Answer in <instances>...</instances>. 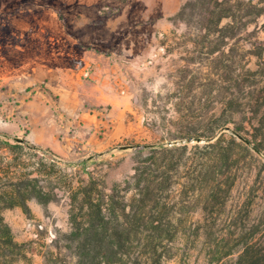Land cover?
Segmentation results:
<instances>
[{"label": "rangeland", "instance_id": "1", "mask_svg": "<svg viewBox=\"0 0 264 264\" xmlns=\"http://www.w3.org/2000/svg\"><path fill=\"white\" fill-rule=\"evenodd\" d=\"M187 1L0 0V137L23 138L43 151L30 150L72 165L76 181L93 175L112 186L133 173L139 152L121 146L167 143L189 128L214 127L223 115L209 112L217 94L244 77L264 86V15L254 38L223 45L174 19ZM218 46L222 51L212 55ZM210 143H187L180 169L187 161L200 165ZM245 145L232 149L234 164L215 208L164 217L167 230L155 241L161 264H237L248 244L259 241L263 249L264 155ZM160 147L173 146L153 148ZM29 206V214L2 213L24 246L11 264H61L67 199Z\"/></svg>", "mask_w": 264, "mask_h": 264}, {"label": "trees", "instance_id": "2", "mask_svg": "<svg viewBox=\"0 0 264 264\" xmlns=\"http://www.w3.org/2000/svg\"><path fill=\"white\" fill-rule=\"evenodd\" d=\"M263 15L264 0H189L174 19L224 45L228 40L254 38ZM219 47L211 54L222 51ZM216 109L223 115L216 118L214 127L207 123V129L189 128L169 139L212 137L216 127L232 124L233 130L264 155V86L258 88L244 77L235 88L215 96L209 112ZM245 144L224 132L205 144L200 165L187 166V161L183 170L187 144L140 150L133 173L108 186L93 175L76 181L72 165L62 167L11 138L0 137V264L15 262L24 248L14 240L2 213L20 208L29 214L32 200L47 207L63 196L70 230L61 238V245L57 244L61 264H161L163 254L155 241L167 230L164 217L170 212L183 215L215 208L234 164L232 149H248ZM198 147L196 144L188 157L193 163ZM145 153L148 157L142 159ZM259 245L256 241L244 247L237 264H264V247L259 249Z\"/></svg>", "mask_w": 264, "mask_h": 264}, {"label": "water", "instance_id": "3", "mask_svg": "<svg viewBox=\"0 0 264 264\" xmlns=\"http://www.w3.org/2000/svg\"><path fill=\"white\" fill-rule=\"evenodd\" d=\"M224 132H230L231 134L235 135L240 140L244 141L247 145L251 146L254 150L257 151V149L255 147H253L249 141H247L244 137H242L239 133H237L235 130H233L229 126H225L223 129H221L218 132L217 136L221 135ZM217 136L216 137H198V136L192 137V136H189V137L184 138V139L172 140V141H169L167 143H162V144L125 145V146H121V149H133L134 151H140L143 149H150V148L159 147V146H180V145L187 144L190 142H197V143L207 142V143H210V142L216 140ZM6 137L17 141L22 145H25L29 149L43 151L41 148L31 145L27 140H25L23 138L13 137V136H6ZM100 155H103V153H101ZM95 157H97V155L91 156L90 159H93Z\"/></svg>", "mask_w": 264, "mask_h": 264}, {"label": "crops", "instance_id": "4", "mask_svg": "<svg viewBox=\"0 0 264 264\" xmlns=\"http://www.w3.org/2000/svg\"><path fill=\"white\" fill-rule=\"evenodd\" d=\"M69 138H65L64 140H68ZM69 141V140H68ZM69 142H67V143H65L63 146H61V150L62 151H65V150H67L68 148H69ZM53 149H55V150H57L56 148H53Z\"/></svg>", "mask_w": 264, "mask_h": 264}, {"label": "built area", "instance_id": "5", "mask_svg": "<svg viewBox=\"0 0 264 264\" xmlns=\"http://www.w3.org/2000/svg\"><path fill=\"white\" fill-rule=\"evenodd\" d=\"M80 72H81V73H85V72H87V68H85V67L83 68V67H82V69H81Z\"/></svg>", "mask_w": 264, "mask_h": 264}]
</instances>
